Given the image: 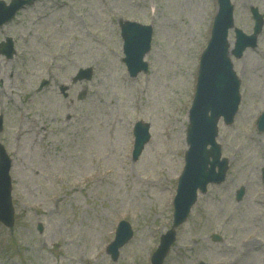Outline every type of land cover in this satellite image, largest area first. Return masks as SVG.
<instances>
[{
    "label": "rangeland",
    "instance_id": "obj_1",
    "mask_svg": "<svg viewBox=\"0 0 264 264\" xmlns=\"http://www.w3.org/2000/svg\"><path fill=\"white\" fill-rule=\"evenodd\" d=\"M231 3L245 33L251 6L264 17V0ZM216 8V0H36L0 28V42L9 37L15 49L9 61L0 54V143L12 159L14 209L13 227L0 224V264H150L172 229L187 111ZM124 20L154 28L148 71L134 79L121 59ZM233 65L241 104L233 125H219L226 179L198 198L162 264H264V132L254 119L264 107V24L257 48ZM87 67L91 78L74 82ZM135 121L150 138L133 161ZM120 220L132 237L112 261L106 245Z\"/></svg>",
    "mask_w": 264,
    "mask_h": 264
},
{
    "label": "water",
    "instance_id": "obj_2",
    "mask_svg": "<svg viewBox=\"0 0 264 264\" xmlns=\"http://www.w3.org/2000/svg\"><path fill=\"white\" fill-rule=\"evenodd\" d=\"M18 4L19 3L15 1L6 9L0 7V24L11 18ZM219 4L220 10L218 11L219 13L214 28L215 50H213L211 55L210 52H208L202 59L200 77L197 85L198 92L189 116L190 124L187 130V142L190 144V149L186 155L185 173L180 182L182 192L184 190V184H189L193 180L194 183L195 181L198 182L196 179L202 176L201 169H199L194 176L195 164H197L195 159L196 152L204 151L206 152V157L208 155L212 157V161L208 162V164L210 163V167L206 173H204L200 182L202 189L207 182L220 181L226 170V161L223 160L218 162L219 151L213 140L216 133L215 124L219 116H224L225 120H228V122L231 120L233 113L236 111L239 97L238 81L230 71L224 50V38L226 30L232 22V11L229 0H219ZM145 29L147 28L142 30V27H136L135 25H127L123 29V32L128 34V36L125 37L124 51L126 58L124 62L127 64L128 70L132 76L140 70H146V64L141 61V57L149 48L150 36ZM244 45L245 43L240 44V48H243ZM133 64H136V66ZM208 113H210V116H208ZM135 137L134 159L138 157L143 144L148 139L146 129L141 130L137 125ZM207 145L211 147L209 150H206ZM215 167H217V172L214 171ZM8 168L9 161L0 147V220L5 225L11 226L13 219L10 204ZM121 228L122 227H120L118 231H121ZM126 234L129 236L128 232ZM122 241L123 240L120 241V238L117 237V240L110 246V253L114 258L117 254L116 247L120 246ZM166 246L167 244H163L160 250H158V262Z\"/></svg>",
    "mask_w": 264,
    "mask_h": 264
}]
</instances>
